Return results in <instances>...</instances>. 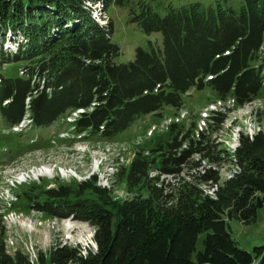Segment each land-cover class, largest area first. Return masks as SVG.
<instances>
[{
	"label": "trees",
	"instance_id": "16d2710c",
	"mask_svg": "<svg viewBox=\"0 0 264 264\" xmlns=\"http://www.w3.org/2000/svg\"><path fill=\"white\" fill-rule=\"evenodd\" d=\"M83 1L0 0V34L22 32L28 41L17 54H0V119L9 127L28 114L34 128H47L83 110L73 134L113 142L140 118L180 110L192 89H210L220 101L231 99L234 109L264 100V0L169 6L163 14L142 6L133 22L146 35L161 34L162 45L137 48L128 63L117 61L119 47L84 14ZM21 61L28 63L24 76L3 75L6 64ZM225 119L211 113L196 136L195 125L183 133L172 124L165 143L137 150L116 174L130 195L121 203L96 185V176L71 186L31 185L24 191L28 203L95 229V253L81 256L62 246L48 264H264L263 249L247 253L227 231L228 221L250 224L264 205V134L240 133L229 162L212 137ZM223 162L237 171L220 185L215 168ZM201 163L209 167L201 170ZM185 168L196 180L175 182ZM153 171L158 175L149 177ZM162 175L171 176L173 189ZM205 184L217 187L214 199ZM0 264H29L19 253L7 254L3 229Z\"/></svg>",
	"mask_w": 264,
	"mask_h": 264
},
{
	"label": "rangeland",
	"instance_id": "374dc122",
	"mask_svg": "<svg viewBox=\"0 0 264 264\" xmlns=\"http://www.w3.org/2000/svg\"><path fill=\"white\" fill-rule=\"evenodd\" d=\"M97 1H102L103 5ZM115 1L84 0L82 11L104 32L108 31V39L120 49L117 61L128 63L132 61L137 48L149 51L151 46L155 48L162 45L161 34L146 35L138 24L133 22L135 17L140 16L142 6H150L163 14L169 6L178 8L194 3L208 6L216 0H122L120 5ZM105 3L106 6L103 7ZM228 3L234 1L228 0ZM48 9L45 13H49ZM28 25L27 23L26 26ZM52 32H56V29ZM23 35L22 32L14 33L11 30L0 34V49L4 51L0 54L6 57L17 54L21 47L26 49L28 41ZM54 35L52 33V36ZM25 40L26 43H23ZM262 51L264 57V47ZM27 65L25 61L15 65L6 64L3 67V75L24 76L26 71L24 68ZM204 110L209 111L208 116L218 111L226 117L223 128L212 137L215 138L216 144L223 145L220 149H226L229 162L234 159L233 152L240 133L252 136L260 131L264 134L263 97L242 108L234 109L231 99L220 101L210 89L190 90L182 97L180 110L164 108L156 115L140 118L113 142L86 138L85 133L73 134L70 115L62 117L47 128L38 129L33 127L32 122L28 124V114L24 115L18 125L10 127L0 119V230H4L7 254L19 253L29 264H48L51 252L62 246L74 249L81 256H85L89 251L95 253L96 245L93 240L95 229L88 222L76 221L71 217L64 219L58 215L53 217V214L44 212L38 205L28 203L24 191L31 189V185L41 188L71 186L74 183L88 181L90 176L96 175L98 179L96 185L108 192L113 201L121 203L125 199L128 200L130 195L125 186L116 183L118 169L128 167L137 150H150L149 148H154L159 143H165L169 138L168 129L179 114L180 120L185 116L181 122L175 123L179 131L184 133L195 125L192 131L199 133L198 124ZM164 121L170 122V126L165 127ZM204 122L210 123L208 120ZM119 151L124 159L122 164L117 155ZM127 160L129 163H126ZM193 160L197 161V158ZM201 165V170L209 167L203 163ZM115 168L117 171H114ZM215 169L220 185L236 170L231 163L224 162ZM187 171L190 170L185 168L175 182L196 180V175L188 177ZM155 173L158 175L157 171L150 172L149 177ZM16 177L27 179L22 182L23 184H17ZM169 179L166 178L167 181ZM168 183L173 189L174 183ZM214 187L206 184L201 186L211 199L215 197ZM227 231L241 250L252 255L255 254V249L264 250V205L250 224H242L237 220L228 221ZM203 239L204 235L197 242L196 252L202 251Z\"/></svg>",
	"mask_w": 264,
	"mask_h": 264
},
{
	"label": "built area",
	"instance_id": "2783aa9c",
	"mask_svg": "<svg viewBox=\"0 0 264 264\" xmlns=\"http://www.w3.org/2000/svg\"><path fill=\"white\" fill-rule=\"evenodd\" d=\"M249 137L252 138L253 135H252V136H249ZM234 150H235V149H234ZM117 155H118V157H119V161H120V163H121V164L124 163V159H123L122 156H121V151H119ZM133 157H134V155H133ZM128 159L130 160V158H128ZM129 160H127L126 163H129ZM114 171H117V169L115 168ZM113 173H114V172H113ZM113 173H112V174H113ZM235 174H236V171H235L234 174L229 175L228 178L231 179ZM154 176H155V175H154ZM164 178H170V177L162 176V177H161V180L164 179ZM99 180H100V179H99ZM156 185L159 186L158 184H156ZM214 188H215V191H213V193L215 194L217 188H216V186H215Z\"/></svg>",
	"mask_w": 264,
	"mask_h": 264
},
{
	"label": "clouds",
	"instance_id": "9594fccd",
	"mask_svg": "<svg viewBox=\"0 0 264 264\" xmlns=\"http://www.w3.org/2000/svg\"><path fill=\"white\" fill-rule=\"evenodd\" d=\"M258 132H260V131H258ZM257 132V133H258ZM257 133H255L253 136H255ZM245 136H247L249 139H251L248 135H245ZM239 139V138H238ZM237 142H238V140H237ZM238 147V143H237V145L235 146V149ZM155 171H153L152 173H154ZM92 176H96V175H92ZM155 176H156V173H155ZM162 176H164V175H162ZM161 176V177H162ZM165 176H167V177H170V179L167 181V182H169V181H171V176H168V175H165ZM97 177V176H96ZM152 177H154V176H152ZM162 180H166V178H164V179H162ZM97 181H98V179H97ZM94 236V235H93Z\"/></svg>",
	"mask_w": 264,
	"mask_h": 264
},
{
	"label": "bare ground",
	"instance_id": "6f19581e",
	"mask_svg": "<svg viewBox=\"0 0 264 264\" xmlns=\"http://www.w3.org/2000/svg\"><path fill=\"white\" fill-rule=\"evenodd\" d=\"M4 47H5V46H4ZM17 47H18V46H17ZM7 48H8V47H7ZM15 48H16V47H15ZM15 48H14V49H15ZM2 51H3V50L0 49V52H2Z\"/></svg>",
	"mask_w": 264,
	"mask_h": 264
}]
</instances>
